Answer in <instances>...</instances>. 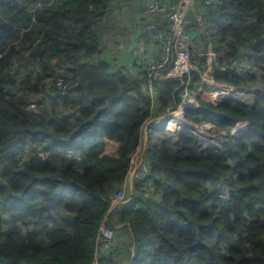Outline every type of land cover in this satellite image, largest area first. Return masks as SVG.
I'll return each mask as SVG.
<instances>
[{"label": "trees", "instance_id": "16d2710c", "mask_svg": "<svg viewBox=\"0 0 264 264\" xmlns=\"http://www.w3.org/2000/svg\"><path fill=\"white\" fill-rule=\"evenodd\" d=\"M115 1L0 0V264H95L105 218L119 227L112 249L117 235L131 239L126 264H264V0H213L219 6L201 13L207 36L190 16L200 68L191 90L206 70L209 39L220 65L244 66L237 73L214 65L217 84L254 94L201 98L186 122L249 128L220 149L185 132L176 145L158 140L147 153L146 186L160 200L145 199L139 185L133 205L108 215L101 198L121 188L143 126L180 105L182 85L157 80L161 105L152 110L146 71L134 78L102 57ZM150 22L167 30L158 19L142 26ZM101 136L120 150L107 154ZM115 257L108 251L98 263L118 264Z\"/></svg>", "mask_w": 264, "mask_h": 264}, {"label": "built area", "instance_id": "2783aa9c", "mask_svg": "<svg viewBox=\"0 0 264 264\" xmlns=\"http://www.w3.org/2000/svg\"><path fill=\"white\" fill-rule=\"evenodd\" d=\"M211 5L216 8L219 3L213 0L200 2L197 0H176L175 2L143 0L139 3L143 18L147 21L162 20L167 25V30L159 31L157 28L158 24L155 22H150L143 26L144 32L150 33L157 45L156 53L151 58L137 57L136 61L131 63L129 69L124 68L122 70L121 67L119 70L131 74L134 78L138 77L140 72L146 71L147 83L145 88L152 100V110H158L161 105L157 101L158 94L155 84L157 80L181 81V103L174 110H166V113L162 115L157 114L143 126L141 138L135 152L131 156L128 174L124 183L113 195L108 194L106 197L101 198L110 204L108 215L115 209H124L133 205L137 197L135 188L139 185H144L141 187V193L145 199L160 200L161 197L154 194V187L146 186L147 180L150 179L152 174V166L148 160L147 153L150 147L153 149L158 140L164 141L168 138L172 144L176 145L178 136L183 132L198 136L202 140H206V137L213 135V138H220L217 141L221 142V148L223 141L228 138L237 139L249 128L247 122H240L230 131H219L209 123L200 125L186 122L185 120V110L187 108H197L199 105L198 100L202 98V94L212 97L216 95L218 99L220 97H231L239 100L247 98V94H254L252 89L222 88L217 84L212 77L214 65L224 72L235 71L237 73L243 71L244 66L237 60L227 65H220L217 54L211 48L201 55V57L207 59L206 70L201 74L199 86L195 90H191V87H193L192 79H190L191 73L200 70V68L194 59L196 43L190 36L192 24L190 16L194 15L197 18L201 24V30L204 31L201 13ZM117 61H120V59H117ZM54 86L58 88L60 94L66 95L68 87H66L63 79L55 80ZM209 87H214V90H209L208 92ZM37 107L38 105L33 102L29 109L34 110ZM161 125L165 127L164 131L156 133L157 127ZM152 137L154 140L151 144L150 139ZM105 221L99 229L96 241L95 263L99 261L100 257L105 253L104 251H108L112 247L116 237L117 228L108 227Z\"/></svg>", "mask_w": 264, "mask_h": 264}, {"label": "crops", "instance_id": "0c3cea01", "mask_svg": "<svg viewBox=\"0 0 264 264\" xmlns=\"http://www.w3.org/2000/svg\"><path fill=\"white\" fill-rule=\"evenodd\" d=\"M137 1L116 0L111 4V12L105 22L108 30L103 38L102 57L107 59L114 69H121V67L122 70L124 68L129 69L131 63L135 62L137 57L151 58L156 53V43L151 38L152 36H146L147 33L144 32L142 26L144 24L143 22L147 20L142 17L138 9L134 6V3H137ZM175 1L169 0V2ZM203 29L204 31L201 30V32L207 36L204 26ZM207 42L208 48H211L209 39ZM117 59H120V61H117ZM165 113L166 111L159 114L162 115ZM103 136L101 138L107 145L108 140L103 138Z\"/></svg>", "mask_w": 264, "mask_h": 264}, {"label": "rangeland", "instance_id": "374dc122", "mask_svg": "<svg viewBox=\"0 0 264 264\" xmlns=\"http://www.w3.org/2000/svg\"><path fill=\"white\" fill-rule=\"evenodd\" d=\"M38 1H46V0H38ZM119 4H120V2H119ZM137 9H138V7H137ZM104 26L106 27V25L104 24ZM23 40H24V38H23ZM57 63V61H53L52 62V64L54 65V64H56ZM250 67H247V69H249ZM57 74H62L63 72H61V70H59V71H57L56 72ZM49 83H50V81H48ZM208 92H209V90H208ZM42 96H44V94H42ZM252 95H250V94H247V98H249V97H251ZM203 99H205L206 101H209V102H213V103H216V102H218L217 100H220V98L218 99V98H216V95L214 96V97H212V96H210V95H204V94H202V96H201ZM216 98V99H215ZM214 99V100H213ZM243 99H246V98H243ZM41 100H43L44 102H45V99H41ZM99 139H101V140H103L101 137H99ZM206 140H207V144L208 145H211V146H213V147H215V148H217V149H219L220 148V145H221V142L220 141H217V140H219L220 138L219 137H217V138H213V135H209L208 137H206L205 138ZM154 140V138L152 137L151 139H150V143L152 144V141ZM223 140V139H222ZM224 143V142H223ZM121 143H119L117 140H113V141H109L108 140V143H107V154H109V155H111V154H114V153H116V152H118L119 150H120V147H121V145H120ZM219 147V148H218ZM118 149V150H117ZM149 153H152L153 152V150L151 149V147H150V149H149V151H148ZM1 225H3V223H0ZM112 228H119L118 227V225H117V222L115 223V225H113V227ZM119 231H120V229H119ZM126 238V237H125ZM125 238H123V236H118L117 235V240H116V244H115V248H113L112 249V247H113V245H112V247H108L109 249H108V251H110L111 253H113L114 254V256H116L114 259H115V261L118 263V264H126V263H128V260H129V257H131V256H133V252H134V249H133V246H132V244H131V239L129 238V239H125ZM120 245H123V246H121V247H124V249H120L118 246H120ZM112 249V250H111ZM118 249H120L119 251H118ZM107 251V250H106ZM106 251H104L105 253H106ZM107 251V252H108ZM103 252V253H104ZM98 262H96L95 264H97Z\"/></svg>", "mask_w": 264, "mask_h": 264}, {"label": "clouds", "instance_id": "9594fccd", "mask_svg": "<svg viewBox=\"0 0 264 264\" xmlns=\"http://www.w3.org/2000/svg\"><path fill=\"white\" fill-rule=\"evenodd\" d=\"M161 126H162V125H161ZM159 127H160V126H158L157 129H158ZM157 129H156V130H157ZM164 129H165V127H164ZM163 131H164V130H163ZM156 133H158V132L156 131Z\"/></svg>", "mask_w": 264, "mask_h": 264}]
</instances>
